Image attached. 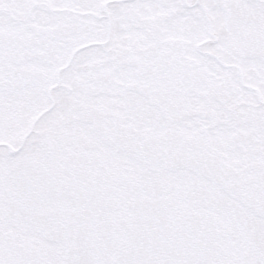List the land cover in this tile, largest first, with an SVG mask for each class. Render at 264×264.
Here are the masks:
<instances>
[{
    "label": "snow or ice",
    "instance_id": "obj_1",
    "mask_svg": "<svg viewBox=\"0 0 264 264\" xmlns=\"http://www.w3.org/2000/svg\"><path fill=\"white\" fill-rule=\"evenodd\" d=\"M0 264H264V0H0Z\"/></svg>",
    "mask_w": 264,
    "mask_h": 264
}]
</instances>
